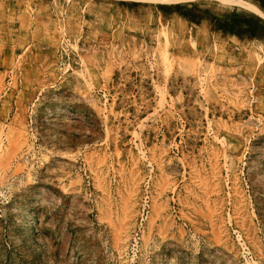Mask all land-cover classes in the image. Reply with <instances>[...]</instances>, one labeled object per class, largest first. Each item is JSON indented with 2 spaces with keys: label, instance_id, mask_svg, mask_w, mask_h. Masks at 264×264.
<instances>
[{
  "label": "rangeland",
  "instance_id": "374dc122",
  "mask_svg": "<svg viewBox=\"0 0 264 264\" xmlns=\"http://www.w3.org/2000/svg\"><path fill=\"white\" fill-rule=\"evenodd\" d=\"M0 264H264V0H0Z\"/></svg>",
  "mask_w": 264,
  "mask_h": 264
}]
</instances>
